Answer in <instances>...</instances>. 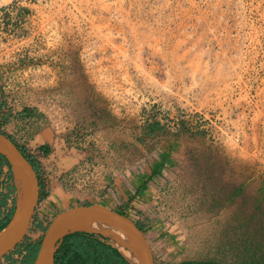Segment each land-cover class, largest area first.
Masks as SVG:
<instances>
[{"label": "rangeland", "instance_id": "obj_1", "mask_svg": "<svg viewBox=\"0 0 264 264\" xmlns=\"http://www.w3.org/2000/svg\"><path fill=\"white\" fill-rule=\"evenodd\" d=\"M0 92L14 115L26 108L40 114L13 119L5 132L54 149L43 160L52 183L36 220L48 227L85 202L109 209L127 203L134 219H156L145 236L158 263L201 258L208 250L199 217L163 190L164 181L129 201L123 156L110 142H130L132 122L142 125L154 108L168 123L185 118L207 130L225 178L254 194L264 178V0H0ZM85 94L121 121L119 133L68 143ZM185 149L176 143L175 157ZM33 223L29 240H42ZM15 250L0 264L20 260Z\"/></svg>", "mask_w": 264, "mask_h": 264}, {"label": "trees", "instance_id": "obj_2", "mask_svg": "<svg viewBox=\"0 0 264 264\" xmlns=\"http://www.w3.org/2000/svg\"><path fill=\"white\" fill-rule=\"evenodd\" d=\"M1 95V92H0ZM86 95V94H85ZM86 95L83 102L82 120L77 129L66 134L64 139L78 141L86 133L105 131L115 134L121 121L110 113L93 106ZM7 102L0 97V132L7 135L32 164L40 183V201L48 197L51 180L43 165V160L54 149L50 141L33 148L28 142H20L5 132V127L13 119L26 121L40 114L26 108L14 115ZM145 114V113H144ZM142 125L132 122L130 131L132 140L128 143L112 139L109 150L117 156L122 154L120 169L127 171L133 193L128 194L132 201L148 189L154 182L164 181V188L182 200L189 207L190 217H199L205 226L206 238L203 247L207 254L201 258L187 259L183 262L156 264H264V178L259 181L256 191L248 190L245 182L232 183L225 178L223 163L207 138V130L194 126L190 120L179 118L176 122H165L154 108ZM172 123V124H171ZM119 133V132H118ZM211 141V140H210ZM184 143L183 155L175 157L173 147ZM167 145L164 147V145ZM91 145V144H90ZM89 145V146H90ZM86 154L90 148L84 150ZM113 154V155H115ZM92 159V158H91ZM176 159V161L174 160ZM4 168L8 169L5 182L2 181ZM0 186L6 187L7 193L0 191V231L13 219L16 212V188L9 163L0 155ZM252 193V194H249ZM12 197V203L9 199ZM85 202L82 206H92ZM124 204L114 211L128 217L133 216ZM144 235L156 221L149 215L138 214L134 219ZM32 232L43 234L47 226L44 220L33 217ZM32 221V222H33ZM214 222V223H213ZM168 225H173L170 221ZM213 224V225H211ZM199 225V223H198ZM209 232L207 233V230ZM41 237L31 241L28 236L15 248L20 260L9 258L10 264H34L40 246ZM24 252V253H23ZM7 259V257H5ZM4 258V259H5ZM1 261V260H0ZM56 264H130L120 252L93 234L77 233L67 236L56 254Z\"/></svg>", "mask_w": 264, "mask_h": 264}, {"label": "water", "instance_id": "obj_3", "mask_svg": "<svg viewBox=\"0 0 264 264\" xmlns=\"http://www.w3.org/2000/svg\"><path fill=\"white\" fill-rule=\"evenodd\" d=\"M0 155L11 167L13 185L16 188L17 208L12 221L0 231V260H2L15 250L28 234L40 201V183L32 164L16 144L1 132ZM17 175L24 185V194H20L16 183ZM20 202H23L21 208ZM86 221H92L94 224L105 223L115 227L129 238L141 264H156L150 244L134 220L100 205L78 206L56 216L43 235L34 264H56V254L67 236L77 233L99 235L82 229L81 225ZM118 251L128 263L133 264L123 256L120 250Z\"/></svg>", "mask_w": 264, "mask_h": 264}, {"label": "bare ground", "instance_id": "obj_4", "mask_svg": "<svg viewBox=\"0 0 264 264\" xmlns=\"http://www.w3.org/2000/svg\"><path fill=\"white\" fill-rule=\"evenodd\" d=\"M16 183L19 186L20 194H24L25 188L18 175L16 176ZM22 205L23 202H20V208ZM81 227L84 230H88L92 233H96L104 237L108 243L112 244L114 247L120 250L123 256L133 264H141L140 259L133 250L134 246L130 242L129 238L122 234L115 227H112L105 223L94 224L92 221L84 222Z\"/></svg>", "mask_w": 264, "mask_h": 264}, {"label": "crops", "instance_id": "obj_5", "mask_svg": "<svg viewBox=\"0 0 264 264\" xmlns=\"http://www.w3.org/2000/svg\"><path fill=\"white\" fill-rule=\"evenodd\" d=\"M37 137L34 139V142L33 143H38L37 142ZM44 143H39L38 145H36V146H32V147H34V148H37L38 146H40V145H43Z\"/></svg>", "mask_w": 264, "mask_h": 264}, {"label": "built area", "instance_id": "obj_6", "mask_svg": "<svg viewBox=\"0 0 264 264\" xmlns=\"http://www.w3.org/2000/svg\"><path fill=\"white\" fill-rule=\"evenodd\" d=\"M44 219H46V218H44Z\"/></svg>", "mask_w": 264, "mask_h": 264}]
</instances>
